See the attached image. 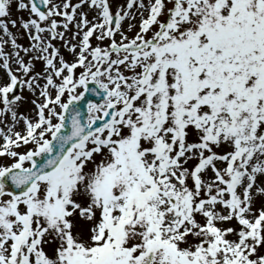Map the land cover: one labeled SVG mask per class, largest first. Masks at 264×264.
I'll return each instance as SVG.
<instances>
[{"label":"snow or ice","instance_id":"1","mask_svg":"<svg viewBox=\"0 0 264 264\" xmlns=\"http://www.w3.org/2000/svg\"><path fill=\"white\" fill-rule=\"evenodd\" d=\"M0 264H264V0H0Z\"/></svg>","mask_w":264,"mask_h":264}]
</instances>
